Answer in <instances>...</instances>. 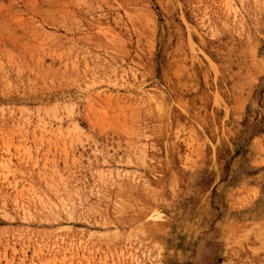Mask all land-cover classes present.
<instances>
[{"label": "rangeland", "instance_id": "1", "mask_svg": "<svg viewBox=\"0 0 264 264\" xmlns=\"http://www.w3.org/2000/svg\"><path fill=\"white\" fill-rule=\"evenodd\" d=\"M0 264H264V0H0Z\"/></svg>", "mask_w": 264, "mask_h": 264}]
</instances>
